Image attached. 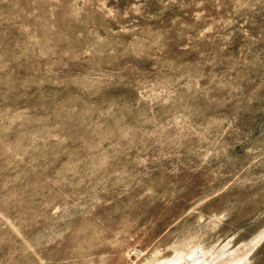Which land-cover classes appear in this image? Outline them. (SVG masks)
I'll return each mask as SVG.
<instances>
[{"label":"rangeland","instance_id":"1","mask_svg":"<svg viewBox=\"0 0 264 264\" xmlns=\"http://www.w3.org/2000/svg\"><path fill=\"white\" fill-rule=\"evenodd\" d=\"M0 264H264V0H0Z\"/></svg>","mask_w":264,"mask_h":264},{"label":"built area","instance_id":"2","mask_svg":"<svg viewBox=\"0 0 264 264\" xmlns=\"http://www.w3.org/2000/svg\"><path fill=\"white\" fill-rule=\"evenodd\" d=\"M131 254L134 255V256H140L143 254V251L141 249H133L131 251Z\"/></svg>","mask_w":264,"mask_h":264}]
</instances>
